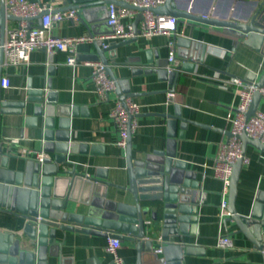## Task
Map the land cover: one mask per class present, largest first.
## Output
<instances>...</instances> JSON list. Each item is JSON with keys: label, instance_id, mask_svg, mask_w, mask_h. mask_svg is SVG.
Wrapping results in <instances>:
<instances>
[{"label": "crops", "instance_id": "1", "mask_svg": "<svg viewBox=\"0 0 264 264\" xmlns=\"http://www.w3.org/2000/svg\"><path fill=\"white\" fill-rule=\"evenodd\" d=\"M122 1V0H121ZM255 0H177V6L193 8L200 14H210L218 18H235L244 20L255 9ZM49 4L51 0H38ZM66 0L54 1V10L67 6ZM108 7L101 13L95 40H102L110 45L121 42L120 39L106 38L114 31L108 24ZM78 16L81 10H76ZM125 18V23L136 22L141 27V18ZM19 20H8L6 27L17 25ZM32 25H38V19H32ZM92 25H90L91 28ZM50 32L61 37L85 35L88 30L79 21L66 18L53 23ZM102 36L105 38L101 39ZM176 36H186L202 44L195 48L198 59H190L196 66L193 71L177 68L182 61L172 63V68L180 71L175 85L168 79L160 78L156 71H145L146 68L168 69L169 36L164 34L147 38H138L117 48L115 57L112 52L105 53L108 64L125 87L131 91L130 97L140 106L138 127L132 133V146L136 156L155 151L164 153L174 151L175 156L187 163L189 169L197 172L200 181V197L197 203L198 213L195 226L197 234L186 236L185 242L204 248L203 254H184L185 264H263L259 253L253 249L243 234L236 232V225L229 216L221 220L220 204L222 200V182L213 175L210 161L216 154L218 142L227 129L226 116L232 106L236 105L237 97L227 81L235 76L251 81L249 76L264 71V45L257 50L233 34L231 31L216 25L179 20ZM103 46V43L101 44ZM177 47V46H176ZM178 49V47H177ZM77 64L66 62L67 54L57 51L52 55L42 48L33 50L28 62L17 65H5L2 78L9 80V86L1 85L3 100L25 102L24 107L11 105L18 111L0 114V139L4 149L10 154L21 156V149L31 150L28 156L36 158L42 151L39 128L33 122L40 121L34 115L36 105H43L48 113L53 114L57 106H69V128L72 141L87 144L86 152L68 154L67 159L75 163L76 169L95 174L105 173L109 182L119 185L128 184L126 148L118 145L119 133L111 112L116 99H120L114 90L109 99H98L93 80V67L96 62L87 56L94 53L93 41H83L77 47ZM177 54V53H176ZM149 56L153 60L150 67L142 63ZM114 60L126 62L114 65ZM139 70L134 73L133 70ZM127 80V81H126ZM127 82V84H126ZM122 86V85H121ZM171 88L175 91L171 95ZM30 89H43L42 101L29 100ZM37 94V93H36ZM128 94V92H126ZM35 96H38L35 95ZM179 106L182 117L189 122L186 128L178 122L173 136H169L167 119L162 114H173ZM264 108V98L259 102ZM35 118V119H34ZM17 140V142H12ZM53 156V153H51ZM249 162L243 165L238 183L236 206L239 211L251 207L257 193L264 192V151L252 144L246 147ZM108 197L117 201L132 200V196L122 189L110 187ZM189 204H194L190 202ZM161 213H159V218ZM147 219H151L148 216ZM222 222V227H221ZM25 223L8 212H0V231L16 232ZM158 230V229H157ZM227 234L232 239V247H220L217 239ZM65 235V236H64ZM58 241L64 242L62 253L65 264H94L103 262L110 264L113 255L107 250L109 237L80 231H58ZM121 240V239H120ZM157 248L162 243L157 241ZM125 264H135L137 251L131 240H121L118 249ZM162 255L163 252H158ZM49 264L57 263L54 257H48ZM145 264H152L147 261Z\"/></svg>", "mask_w": 264, "mask_h": 264}, {"label": "water", "instance_id": "2", "mask_svg": "<svg viewBox=\"0 0 264 264\" xmlns=\"http://www.w3.org/2000/svg\"><path fill=\"white\" fill-rule=\"evenodd\" d=\"M38 1V0H30ZM65 10H81L79 21L88 30V35L94 36L101 20V13L107 4L136 8L121 0H66ZM177 0H166L164 5L151 8L158 14H169L179 17V20H189L221 26L249 46L261 50L264 45V0H255L252 14L239 20L232 17L218 18L208 13L200 14L193 8L177 6ZM140 11L142 8H136ZM55 11V10H54ZM48 11L37 16L41 18ZM139 14L138 19L141 18ZM20 20V17L7 11L5 0H0V114L18 111L10 108L15 105L24 107L25 102L3 100L1 97V79L4 67L3 43L8 20ZM137 22V20H136ZM134 23V36L121 42H114L106 47L101 46V40H94L95 52L87 57L108 64L105 55L115 57L114 48L138 38L139 29ZM90 25L91 28H90ZM177 58L182 63L177 66L183 70L193 71L198 57L195 48L203 47L186 36L175 37ZM154 59L147 56L146 67L152 65ZM114 60V65L125 64ZM145 71H156L160 78L168 79L170 86L175 85L180 71L159 68H146ZM139 70H133L134 73ZM107 74L116 82V93L121 100L130 97L131 91L125 87L124 80L115 75L111 66H107ZM259 87H264V71L249 76ZM127 81V80H126ZM127 84V82H126ZM122 85V86H121ZM171 86V87H172ZM175 88H171V93ZM128 92V94H126ZM38 96H35L37 95ZM29 100L42 101L43 89H30ZM262 98L260 91L254 93L247 116L253 115ZM75 111L69 112V106H57L53 114L48 113L43 105H36L34 115L41 120L33 124L39 128L42 141V160L33 157H18L4 149L0 139V212H8L25 220L24 225L16 232L0 231V264H49L48 257L57 259L55 264H65L62 253L64 242L58 241V231H80L121 240H131L137 251L136 263L145 264H185L184 254H203L204 248L185 242L186 236L197 234L195 226L198 213L197 203L200 197V181L197 172L188 168L187 163L178 159L174 151L167 153L155 151L136 156L132 146V132L127 138L126 157L128 184L119 185L109 182L105 173L97 171L89 174L76 169L75 163L67 159L68 154L86 152L87 144L72 141L69 128V117ZM167 119L169 136L181 121L186 128L189 122L181 115L176 105L173 114H162ZM227 135H232L226 131ZM243 142V152L252 144L264 151V143L250 138L246 132L240 135ZM53 153V156H51ZM243 159L240 158L233 166V175L229 192L230 217L237 229L256 250L264 264V192L257 193L251 207L239 211L236 206L238 183ZM110 187L122 189L132 196L129 201H117L108 197ZM190 202L194 204H189ZM159 213L161 216L159 218ZM151 216V219H147ZM158 229V230H157ZM65 236V235H64ZM162 244V255L156 252L157 241ZM94 264H105L103 262ZM110 264H114L112 261Z\"/></svg>", "mask_w": 264, "mask_h": 264}, {"label": "built area", "instance_id": "3", "mask_svg": "<svg viewBox=\"0 0 264 264\" xmlns=\"http://www.w3.org/2000/svg\"><path fill=\"white\" fill-rule=\"evenodd\" d=\"M54 1L49 4L30 0H5L7 11L20 17L17 25L6 27L5 40L2 45L4 51V64L17 65L29 61L30 54L37 48L44 49L47 54L52 55L57 51L67 54L66 62L69 65L77 64V47L83 41H94L95 36L77 35L61 37L50 32L53 23H59L66 18L78 19L76 10L54 11ZM136 8H130L116 3H110L108 7V24L114 31L106 38L126 40L134 34V24L125 23L123 19L134 18L141 14V27L138 35L150 38L154 35L164 34L169 36L168 69L172 70V63L177 61V47L174 35L177 32L179 17L169 14L155 13L151 8L164 5L166 0H122ZM48 11L41 18V24L32 25V19L43 11ZM105 36L101 39H104ZM102 41V40H101ZM103 46L106 47L103 41ZM93 67V80L95 90L100 101L109 99V95L116 89V82L107 74V65L101 61L90 63ZM227 83L233 88L237 97L236 105L232 106L226 116L227 129L232 135L225 132L218 142L216 154L210 161V168L213 175L222 182V200L220 204V218L225 219L230 215L229 192L233 175V166L238 159H243V164L249 162V158L243 152V142L240 135L246 132L252 139H258L264 143V108H257L253 115L247 116L254 93L260 91L264 98V87H259L256 81H248L240 77H231ZM2 86H9L7 78L1 79ZM173 93H171L172 95ZM139 104L131 97L124 100L116 99L115 106L111 112L116 128L119 133L118 145L127 147L128 133L136 131L138 127ZM12 142H17L13 140ZM31 150L21 149V156L26 157ZM44 152H37L36 158L42 160ZM222 227V222H221ZM220 247H232L233 242L227 234H221L217 239ZM121 240L117 237H109L107 250L113 255L114 264H125L118 249ZM156 252H162L158 247Z\"/></svg>", "mask_w": 264, "mask_h": 264}]
</instances>
